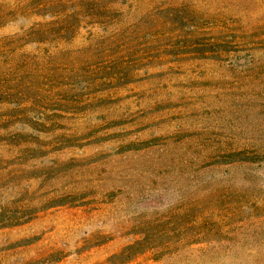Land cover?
I'll return each mask as SVG.
<instances>
[{"label": "rangeland", "instance_id": "1", "mask_svg": "<svg viewBox=\"0 0 264 264\" xmlns=\"http://www.w3.org/2000/svg\"><path fill=\"white\" fill-rule=\"evenodd\" d=\"M168 1L227 51L175 57L177 34L126 79L62 80L51 97L80 104L42 129L46 149L0 146V264H264V0ZM23 2L43 0H0V37L31 24ZM10 129L3 144L29 139Z\"/></svg>", "mask_w": 264, "mask_h": 264}, {"label": "trees", "instance_id": "2", "mask_svg": "<svg viewBox=\"0 0 264 264\" xmlns=\"http://www.w3.org/2000/svg\"><path fill=\"white\" fill-rule=\"evenodd\" d=\"M161 1L43 0L34 6L30 1L21 3V7L30 8L26 14L19 12L18 17L31 24L18 33L0 37L1 151L15 149L19 155H32L46 149L34 142L38 135L47 136L42 129L59 126L64 118L60 114L80 104L76 96L51 97L61 89L62 80L89 75H101L107 83L126 79L135 73L129 74L127 66L170 59L173 47L168 42L176 40L177 34L187 43L183 42L175 57L216 59L227 51L219 45L216 28L202 23L194 5L188 8L186 2H180L174 6L166 0L159 7ZM41 10L45 14L37 13ZM6 16L7 12L0 19ZM51 103L55 108H49ZM11 124H20L29 139L3 144L6 140L2 138L20 136L11 135ZM29 129L32 132L28 133ZM227 154L244 155L249 162L259 152L245 149Z\"/></svg>", "mask_w": 264, "mask_h": 264}]
</instances>
